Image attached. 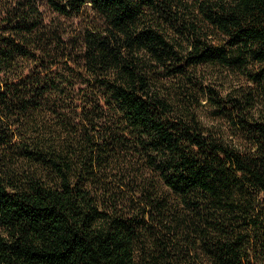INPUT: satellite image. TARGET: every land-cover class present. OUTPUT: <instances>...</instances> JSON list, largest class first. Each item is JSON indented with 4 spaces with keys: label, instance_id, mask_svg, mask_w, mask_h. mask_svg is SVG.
I'll list each match as a JSON object with an SVG mask.
<instances>
[{
    "label": "trees",
    "instance_id": "obj_1",
    "mask_svg": "<svg viewBox=\"0 0 264 264\" xmlns=\"http://www.w3.org/2000/svg\"><path fill=\"white\" fill-rule=\"evenodd\" d=\"M0 264H264V0H0Z\"/></svg>",
    "mask_w": 264,
    "mask_h": 264
}]
</instances>
